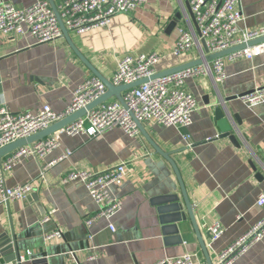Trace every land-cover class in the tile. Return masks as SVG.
I'll list each match as a JSON object with an SVG mask.
<instances>
[{"label": "crops", "instance_id": "crops-1", "mask_svg": "<svg viewBox=\"0 0 264 264\" xmlns=\"http://www.w3.org/2000/svg\"><path fill=\"white\" fill-rule=\"evenodd\" d=\"M6 1L21 10L40 0ZM189 1L146 0L132 14L114 16L109 25L84 34L69 32L70 38L106 80L125 55L160 53L162 57L153 68L156 75L203 54L201 46H193L189 53L173 54L178 28L199 33L188 14L190 9L187 11ZM235 10L238 37L264 27V0H239ZM177 13L182 19L167 31ZM221 60L222 81L199 72L182 85L196 101L189 127L142 123L181 173L212 264L264 218V206L255 205L264 191V101L252 103L240 97L264 88V54L235 60L229 54ZM88 75L93 74L64 38L37 44L27 36L0 33V107L11 113L34 114L44 106L63 113ZM217 107L223 109L229 125L236 127L238 146L222 136L215 118ZM234 115L240 118V125H236ZM56 137L58 146L49 155L25 156L3 174L7 188L28 183L34 186L23 200L0 202V237H8L13 249L24 256L21 264H157L185 253L207 264L175 174L140 133L128 137L120 128H112L95 137L68 136L61 131ZM125 163L126 177L110 187L122 203L121 211L110 222L115 230L111 231L104 220H96L87 229L84 221L97 207L81 183L63 185V180L71 171L97 173ZM216 223L223 233L212 242L206 234ZM57 230L61 237L47 239ZM28 251L32 252L29 256ZM93 253L96 258L87 260ZM232 264H264V238L237 254Z\"/></svg>", "mask_w": 264, "mask_h": 264}, {"label": "built area", "instance_id": "built-area-1", "mask_svg": "<svg viewBox=\"0 0 264 264\" xmlns=\"http://www.w3.org/2000/svg\"><path fill=\"white\" fill-rule=\"evenodd\" d=\"M239 0H190L189 9L193 21L199 31L198 35L188 29L178 28V37L174 44V55L189 53L193 46L200 47L201 41L207 47L209 54L228 50L241 44L264 37V27L257 32L237 36L236 24L238 16L236 6ZM58 15L68 32L84 34L94 28H103L110 24L114 16L130 15L146 0H54ZM0 33L3 35H19L33 38L37 44H50L63 39L58 20L47 0H40L29 8L16 9L6 0H0ZM264 54V43L248 47L246 50L233 53L232 60L238 58L252 59ZM203 54L200 58H203ZM160 53H151L133 57L125 55L117 64V69L108 80L114 86H123L147 79L140 86L126 90L122 101L126 108L116 99L107 100L103 104L88 110L81 118L57 132L65 135H84L95 137L106 129L120 128L128 137H136L139 131L135 120L145 123L153 121L164 126L189 127L191 116L196 109V101L182 90L186 78L202 72L214 76L215 81L224 78V64L221 58L212 60L204 67H194L176 72L157 79L154 76V64L161 58ZM106 92V86L93 75H88L81 85L73 92L70 107L63 113H57L50 107L31 112L11 113L0 107V148L13 144L20 139H26L35 133L51 127L56 122L84 109L89 103L97 100ZM247 102L264 101V88L255 90L242 97ZM35 144L27 145L11 153L1 161L0 167V202L25 199L33 192L30 183L7 188L3 174L10 171L25 156L38 155L41 158L58 146L56 133ZM190 148V145H188ZM54 163V162H53ZM53 163L51 165H53ZM50 165V164H49ZM48 165V166H49ZM127 165L120 164L97 173L71 171L63 180V185L78 181L89 197L95 203L96 213L84 221V226L90 229L96 220L109 222L108 228L114 231L111 220L121 211V201L110 192L111 186L119 185L127 175ZM45 170V168H44ZM256 206H264V191L260 193ZM48 218L44 219L47 221ZM210 240L216 241L223 228L218 223L208 228ZM61 237L57 230L47 239ZM264 238V218L244 236L234 242L229 249L217 257V264H232L235 256L244 251L254 241ZM28 251L26 255H31ZM96 254H91L87 260L92 261ZM24 256L20 257V260ZM74 264H79L77 261ZM157 264H206L195 255L185 253L181 257H167Z\"/></svg>", "mask_w": 264, "mask_h": 264}, {"label": "water", "instance_id": "water-1", "mask_svg": "<svg viewBox=\"0 0 264 264\" xmlns=\"http://www.w3.org/2000/svg\"><path fill=\"white\" fill-rule=\"evenodd\" d=\"M47 2L50 4L54 15H56L61 33L63 34V38L65 39L67 45H69L71 50L76 54V56L79 58V60L85 66V68H88L92 72V74L98 80H100L103 85L106 86V92L103 96H101L97 100L89 103V105H87L86 108L81 109V110L71 114L70 116L56 122L51 127L47 128L43 131L37 132L33 136H30L26 139L17 140V142H15L13 144H10V145H7V146L0 148V162L2 161V159L5 156L17 151V149L24 147V146H27V145L35 144V142H38L40 140H43L47 137L52 136V134H54L55 132L62 130L66 126L70 125V123H73V121L83 117L88 112V110H91V109L103 104L105 101H107L111 98L116 99L119 103L122 104V106H124L126 108V105L122 101V97H121L123 92L126 90H129V89L138 87V86H140L141 83L147 81V79H141L140 81L132 83V84H127V85H123V86H114L108 80L104 79L99 74V72L95 68L92 67V65L88 62V60L82 56L80 51L77 50L76 47L74 46V44L70 38V33L68 31H66V29L62 23V20L60 18V15H58L54 0H47ZM187 11H189V8H187ZM188 14H189L190 18L193 19L191 11H189ZM181 19H182V14L177 13L174 16V20L168 24L166 30L172 31L175 28V26L177 25V22H179ZM260 43H264V37L249 41V42H247V44H241V45H238L235 47H231L225 51L209 54L207 47H205L204 43L201 41V47H203V50H204L203 58H199L197 60H194L191 63H187V64H184L182 66H178L172 70L160 72V73L154 75L151 79H157L158 77H161V76H167L170 74H175L176 72L184 71L187 69H193L194 67H198V66H203L204 64L210 63L212 60L223 58L225 56H229V54L238 53L240 51L246 50L248 47H252V46H255V45L260 44ZM240 97H244V96H240ZM227 100H230V99H227ZM215 118L218 120V125L220 127V131L223 134L222 136L228 138L229 141L234 146H238L239 145V137H238L237 132L235 130L236 127L234 128L232 125L231 126L229 125L228 118H226V115H225V113L221 107H217L215 109ZM232 118H234L236 125H240V118H238L237 115L232 116ZM135 122H136V125H137V128H138L140 135L147 141V143L150 145V147L154 151L155 155H158V156H161L162 158H164V160L169 164L170 168L172 169V172L175 174V177H176V180H177V183L179 186V190L181 191L182 200H183L185 208L187 209L189 221H190L191 226L193 227V231L195 233V237L197 239V242H198V244H200V248H201L202 253L204 255L205 261H207V264H212V262L210 261L209 256H208L207 245L205 244V242L201 236L199 226L196 225V222H195V219L193 216V209L191 208L190 203H189V199H188L187 192L185 190L183 178L181 176V173H179L178 168H177L172 156L169 153L163 151L161 148H159L155 144V142L152 140V138H150L149 135L145 132L144 127L140 122H138L137 120H135ZM206 236H207V238L210 239L209 232H207ZM11 262H15L16 264H21L20 263V256H19L18 251H16V249H13V247L10 245V241L8 240V237L2 235V237H0V264H8ZM43 263H44L43 261L32 262V264H43Z\"/></svg>", "mask_w": 264, "mask_h": 264}]
</instances>
